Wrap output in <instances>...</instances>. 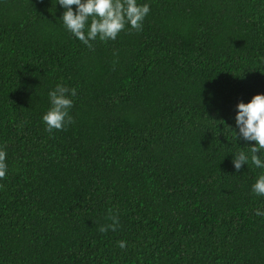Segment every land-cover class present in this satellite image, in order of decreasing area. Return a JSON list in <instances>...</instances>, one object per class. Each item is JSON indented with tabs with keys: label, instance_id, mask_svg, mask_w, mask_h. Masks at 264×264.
<instances>
[{
	"label": "trees",
	"instance_id": "16d2710c",
	"mask_svg": "<svg viewBox=\"0 0 264 264\" xmlns=\"http://www.w3.org/2000/svg\"><path fill=\"white\" fill-rule=\"evenodd\" d=\"M137 3L142 30L89 48L58 0H0V264H264V169L232 163L255 144L235 117L264 94V0ZM57 84L73 122L49 132Z\"/></svg>",
	"mask_w": 264,
	"mask_h": 264
},
{
	"label": "clouds",
	"instance_id": "9594fccd",
	"mask_svg": "<svg viewBox=\"0 0 264 264\" xmlns=\"http://www.w3.org/2000/svg\"><path fill=\"white\" fill-rule=\"evenodd\" d=\"M58 3L66 9L61 17L66 29L89 48L92 47L90 41L96 40L97 37L105 42L116 40L126 26L136 31L142 30L143 21L150 11L148 4L140 5L137 0H58ZM73 5L76 6L75 11ZM76 94L75 88L69 89L63 84H57L48 93L51 107L42 117L47 131L63 130L67 124L73 122L69 109L73 105L71 97ZM237 109V139L242 137L245 141H254L255 144L249 147L248 153L243 150L236 153L232 163L239 171L250 158L254 166L264 169V94L254 95L248 103H238ZM6 155V151L0 149V179H3L7 172ZM252 191L264 196V174L252 185ZM256 214L264 215V212L257 210ZM109 219L112 223L101 226L100 232L104 233L109 229L115 231L119 219L112 215L111 210ZM118 245L124 248L126 241H118Z\"/></svg>",
	"mask_w": 264,
	"mask_h": 264
}]
</instances>
